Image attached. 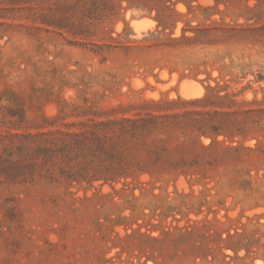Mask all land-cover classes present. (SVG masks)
Here are the masks:
<instances>
[{"label": "rangeland", "instance_id": "374dc122", "mask_svg": "<svg viewBox=\"0 0 264 264\" xmlns=\"http://www.w3.org/2000/svg\"><path fill=\"white\" fill-rule=\"evenodd\" d=\"M136 4L0 0V264H264V0Z\"/></svg>", "mask_w": 264, "mask_h": 264}, {"label": "trees", "instance_id": "16d2710c", "mask_svg": "<svg viewBox=\"0 0 264 264\" xmlns=\"http://www.w3.org/2000/svg\"><path fill=\"white\" fill-rule=\"evenodd\" d=\"M129 1V0H127ZM131 1H136L137 2V7H139L140 5H144V6H148L149 7V10H153L155 9L157 11V17H160V14L158 12V8H161V9H166L168 11V14H165L163 15L165 20L166 19H169L171 15L175 14V12L173 11V6L177 3V2H182L188 10H190L192 7L190 6V3L193 1V0H131ZM215 1V4H219V3H225L226 0H214ZM94 3H102L103 7H100V6H96V5H93L92 7L94 8L93 11H99V12H102L104 13V11L108 12L109 9L108 8H105L104 5L107 3V0H93ZM197 9H200V10H203V11H208L210 9V7H201V6H197L196 7ZM97 9H100V10H97ZM158 23L159 24H162L160 22V20H158ZM214 29V25L211 24V25H208V26H204L203 28H197L196 31H194L196 33L195 36L193 37H184V33H185V29H182V35L180 37V40L182 39H185V40H197L198 37L200 35H206L208 33H210L212 30ZM174 41L176 40H179L177 38L173 39ZM210 89V88H209ZM213 90V89H211ZM226 96H224L225 98ZM223 98V97H222ZM207 100V97L205 96L203 99H197V100H194L192 101V103H201V102H205ZM211 129H213L214 133H220L221 130H219V126H210ZM203 129V125L199 126V130H202ZM206 131V130H205ZM201 132L202 135H209L207 134V132Z\"/></svg>", "mask_w": 264, "mask_h": 264}, {"label": "bare ground", "instance_id": "6f19581e", "mask_svg": "<svg viewBox=\"0 0 264 264\" xmlns=\"http://www.w3.org/2000/svg\"><path fill=\"white\" fill-rule=\"evenodd\" d=\"M203 1H205V4H206V2H208V0H203ZM211 2H212V0H211ZM202 4V3H201ZM152 22V21H151ZM142 24H143V19H141V20H135L134 22H133V26H134V29L136 30V31H138V32H141V31H139L140 29H141V26H142ZM145 26H147V25H145ZM151 27V26H150ZM144 28V27H143ZM185 87H187V84L185 83ZM202 88V87H201ZM187 89V88H186ZM203 89V88H202ZM184 91H186V90H184ZM191 91V90H190ZM192 92V91H191ZM190 92V93H191ZM190 93H188V94H190ZM192 93H194V92H192ZM198 94H200V93H198ZM192 95V94H191ZM197 95V94H196Z\"/></svg>", "mask_w": 264, "mask_h": 264}]
</instances>
